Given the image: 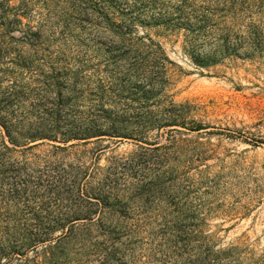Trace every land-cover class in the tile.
Wrapping results in <instances>:
<instances>
[{
  "label": "rangeland",
  "instance_id": "1",
  "mask_svg": "<svg viewBox=\"0 0 264 264\" xmlns=\"http://www.w3.org/2000/svg\"><path fill=\"white\" fill-rule=\"evenodd\" d=\"M0 264H264V0H0Z\"/></svg>",
  "mask_w": 264,
  "mask_h": 264
},
{
  "label": "trees",
  "instance_id": "2",
  "mask_svg": "<svg viewBox=\"0 0 264 264\" xmlns=\"http://www.w3.org/2000/svg\"><path fill=\"white\" fill-rule=\"evenodd\" d=\"M26 6V5H25ZM184 7L180 6L179 8H176L177 13H179L177 16H175L173 19L166 18V14L162 12H157V14L152 17V21L155 26L162 25L166 27V29H170L171 31H175L177 28H181L183 26L190 27L189 24L185 23L184 21L188 22L189 18H191V14L187 13V11H184ZM199 22L205 23V20H198ZM148 25V24H147ZM187 29V28H186ZM191 32L190 29H187ZM256 143H262L259 141H256Z\"/></svg>",
  "mask_w": 264,
  "mask_h": 264
}]
</instances>
